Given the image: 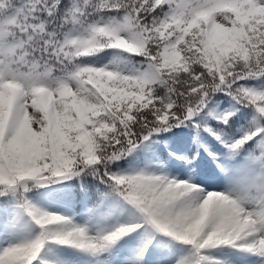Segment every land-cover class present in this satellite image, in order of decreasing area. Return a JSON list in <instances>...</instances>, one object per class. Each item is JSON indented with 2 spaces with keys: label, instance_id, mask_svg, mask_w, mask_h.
I'll return each mask as SVG.
<instances>
[{
  "label": "snow or ice",
  "instance_id": "obj_1",
  "mask_svg": "<svg viewBox=\"0 0 264 264\" xmlns=\"http://www.w3.org/2000/svg\"><path fill=\"white\" fill-rule=\"evenodd\" d=\"M109 50L120 54L87 62ZM259 79L264 0H0V196L16 199L0 202V226L23 214L41 230L0 247V264H34L47 241L95 253L130 233L136 264L155 233L190 246L176 264H222L201 255L218 246L264 264V90L248 84ZM217 92L251 109L239 135V108L194 121ZM157 152L179 178L146 170ZM89 175L106 187L101 204L130 206L126 224L92 237L22 195ZM221 177L226 190H209Z\"/></svg>",
  "mask_w": 264,
  "mask_h": 264
},
{
  "label": "rangeland",
  "instance_id": "obj_2",
  "mask_svg": "<svg viewBox=\"0 0 264 264\" xmlns=\"http://www.w3.org/2000/svg\"><path fill=\"white\" fill-rule=\"evenodd\" d=\"M119 54L109 50L103 56L97 55L87 58V62L100 65L107 63L113 55ZM136 59L138 58H132L133 63H135ZM121 67L127 68L128 66L122 64ZM209 109L214 114H221L223 112L233 111L235 106L229 100L221 99L210 103ZM197 117L201 119L200 115ZM169 144L170 142H163V149H165L166 153L170 150L168 148ZM143 151L144 146H141L138 152L142 153ZM159 164L160 162L158 161H152L146 170L159 174ZM163 165V172L165 174L177 178L181 176V173L170 166L167 161ZM142 168H145V165L140 163V167L137 170ZM209 190H226V181L223 177L214 180ZM99 205L100 207L95 213L89 211L76 213L77 211L70 209L69 203L62 198H56L50 202H40L38 204L42 210L66 217L67 213L71 212L73 215L68 216V218L74 224L84 227L87 234L92 237L105 234L120 225L126 224L132 218L133 210H131L130 206L123 202H118V200L113 204L104 202ZM130 236H132L131 233L128 236L122 237L115 244L106 246L104 249L95 253L69 245H58L52 241H47L45 249L38 254L34 264H136L133 258L135 256L136 245L140 238L134 237L129 239ZM32 238L33 235L30 231L17 225L15 227L12 225L0 226V247H4L10 242L15 243L20 240ZM153 243L156 245V248L153 254L147 258V264H176L178 259L193 258L191 256L190 246L184 245L182 242L174 241L162 233H155ZM205 250L209 253L208 257L213 260L221 261L222 264H235L232 256L237 250L230 249L227 246H218ZM242 255L246 254L242 253ZM140 264H145V262L142 260Z\"/></svg>",
  "mask_w": 264,
  "mask_h": 264
},
{
  "label": "trees",
  "instance_id": "obj_3",
  "mask_svg": "<svg viewBox=\"0 0 264 264\" xmlns=\"http://www.w3.org/2000/svg\"><path fill=\"white\" fill-rule=\"evenodd\" d=\"M104 54L105 53H101L99 55L103 56ZM248 84L250 86L256 87L258 90H264V79L249 81ZM158 91L162 92V90H158ZM221 99L223 100L227 99L230 102H232L235 106V109L233 111H235L237 108L240 109L239 111H235V116L233 117V119L237 117H241V123L237 124L234 129L236 135H239L241 130V125L244 126L247 125L248 120L251 118L252 111L251 109H245L239 105H236L234 101H232L229 97L225 96V94L222 92L215 93L212 96V100L210 101V103L214 101H219ZM208 112H211V110L209 109V105L202 113L199 114L201 116V119L198 117H194L193 118L194 121L199 122L203 120L207 122L209 125H215L217 122L207 115ZM173 131H175V129ZM161 135H168V134L162 133ZM202 135L206 136L207 134L202 133ZM165 141L170 142L167 140H160L159 136H157L156 139L151 141L150 143L153 147H155L158 144L160 148L163 149V142ZM192 147H195V145L193 144ZM132 155H136V153H133ZM156 155L159 156L160 159L153 161H158L162 163L165 162L163 155H166V151L163 155L160 152H157ZM128 167L129 166L127 165L125 166V168ZM132 167L137 169L140 167V164L134 165ZM97 189H99V191H97ZM104 191H106V187L104 185L99 184L98 180L94 179L92 176L89 175L86 177L84 176L72 177L70 179L62 180L57 183L48 184L44 187H32L31 185H29V190L22 192V195L25 198H27L32 205L38 208H39L38 204L40 202L46 203L56 198H62L69 203L70 209L76 210L77 211L76 213H78V212H87V211L90 212V209H93L95 206H97L100 203L101 201L100 192H104ZM16 195L17 196L21 195V192L17 191ZM116 200H118V198L110 197L106 199L104 202L113 204ZM2 201H7L10 208L16 203V199L13 197L11 193H9V195L7 196H0V202ZM68 215L72 216L73 214L69 212ZM9 220L12 221L11 212L9 214ZM13 223L19 227H22L30 231L33 235V238L41 231L40 228L37 225H35L28 216L23 214H20L17 217V219L15 221H12V223H10L9 225H12ZM45 244L42 247L41 251L45 249ZM201 255L208 257L209 253L206 250H201ZM205 263L208 262L207 261L201 262V264H205Z\"/></svg>",
  "mask_w": 264,
  "mask_h": 264
}]
</instances>
